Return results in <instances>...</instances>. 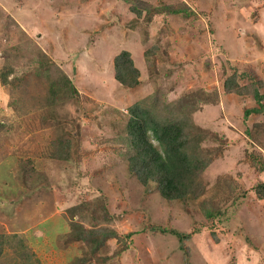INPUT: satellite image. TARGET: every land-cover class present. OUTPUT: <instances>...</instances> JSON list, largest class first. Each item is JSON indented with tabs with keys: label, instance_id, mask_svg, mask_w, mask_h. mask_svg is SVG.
<instances>
[{
	"label": "rangeland",
	"instance_id": "obj_1",
	"mask_svg": "<svg viewBox=\"0 0 264 264\" xmlns=\"http://www.w3.org/2000/svg\"><path fill=\"white\" fill-rule=\"evenodd\" d=\"M132 5L0 0V264H264L251 156L264 160V111L245 118L256 100L223 87L234 72L264 79V0H139L140 16ZM123 49L141 71L134 88L114 76ZM141 100L209 131L198 199L166 200L130 173ZM195 228L185 249L169 232Z\"/></svg>",
	"mask_w": 264,
	"mask_h": 264
},
{
	"label": "trees",
	"instance_id": "obj_2",
	"mask_svg": "<svg viewBox=\"0 0 264 264\" xmlns=\"http://www.w3.org/2000/svg\"><path fill=\"white\" fill-rule=\"evenodd\" d=\"M126 1L133 4L131 9L138 16L142 14L143 9L137 5L139 0ZM158 10L171 13L184 12L165 3ZM251 71L255 74L251 75L246 71L234 72L224 80L223 84L225 92L242 96L250 94L258 103L259 107H249L245 110V118L264 111V93L261 91L264 79L253 69ZM9 76L7 73H2L3 83L9 82ZM114 76L126 88L137 87L142 82L141 71L129 50L123 49L115 56ZM246 76L248 82L242 84L240 79ZM64 78L68 79L66 75ZM129 113L127 146L130 173L143 185L156 183L159 193L166 200L198 199L202 194V172L207 168L212 157H204L195 149L197 142L200 148L197 138L208 134L209 131L195 125L188 116L172 114L164 117L156 109L147 106L146 100L134 103L129 108ZM251 156L264 170L263 157L255 154ZM255 188L258 196L264 198V182L260 181ZM105 232L109 235L118 234L111 229H105ZM169 232L178 237L181 249H185L186 240L197 234L199 230L195 228L186 233L171 229Z\"/></svg>",
	"mask_w": 264,
	"mask_h": 264
}]
</instances>
